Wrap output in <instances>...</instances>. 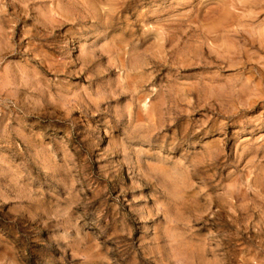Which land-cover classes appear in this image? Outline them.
I'll return each instance as SVG.
<instances>
[{"label":"rangeland","instance_id":"1","mask_svg":"<svg viewBox=\"0 0 264 264\" xmlns=\"http://www.w3.org/2000/svg\"><path fill=\"white\" fill-rule=\"evenodd\" d=\"M0 264H264V0H0Z\"/></svg>","mask_w":264,"mask_h":264},{"label":"bare ground","instance_id":"2","mask_svg":"<svg viewBox=\"0 0 264 264\" xmlns=\"http://www.w3.org/2000/svg\"><path fill=\"white\" fill-rule=\"evenodd\" d=\"M55 18V17H54Z\"/></svg>","mask_w":264,"mask_h":264}]
</instances>
